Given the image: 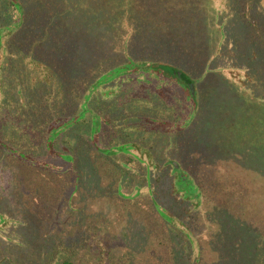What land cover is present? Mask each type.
<instances>
[{"label":"trees","instance_id":"obj_1","mask_svg":"<svg viewBox=\"0 0 264 264\" xmlns=\"http://www.w3.org/2000/svg\"><path fill=\"white\" fill-rule=\"evenodd\" d=\"M86 1L102 7L77 31L71 16L65 17L69 25L57 19L76 6L72 0H0V195L19 176L14 165L53 176L72 174L76 183L70 196L77 194L80 170L87 167L95 183L89 194L106 196L105 189L131 204L150 200L157 230L149 236L148 251L154 258L199 264L196 229L208 199L201 178L207 177L202 170L206 159L204 151L187 143L201 110L197 80L175 63L154 58L153 45L133 53L135 31L143 28L136 20L167 18L155 9L161 6L157 1ZM255 1L239 0L229 15L257 31L260 38H254L264 46ZM77 7L82 9L81 3ZM101 23L114 28L111 45L102 53L84 40ZM241 80L245 101L264 104L255 96L249 101L253 82L247 76ZM175 87L183 94L181 101L171 97ZM104 178L108 187L102 185ZM10 220L20 224L0 212V226ZM93 240L100 262H106V240L99 234ZM10 256L7 264H22L16 254ZM59 264L76 263L62 259Z\"/></svg>","mask_w":264,"mask_h":264},{"label":"rangeland","instance_id":"obj_2","mask_svg":"<svg viewBox=\"0 0 264 264\" xmlns=\"http://www.w3.org/2000/svg\"><path fill=\"white\" fill-rule=\"evenodd\" d=\"M72 1L76 6L63 10L57 19L61 23L71 16L72 29L81 31L102 6ZM79 1L84 10L77 7ZM154 1L161 4L155 9L165 11L167 18L136 20L143 28L135 31L133 53L153 45L154 58L175 63L197 80L201 110L187 143L204 151L206 159L202 170L207 177L201 178L208 199L196 229L202 246L199 264H264V104L247 103L238 86L247 76L253 82L249 101L264 98V46L254 38H260L257 31L230 17L239 0ZM253 12L264 36V0L255 1ZM65 23L69 25L66 18ZM94 29L98 31L86 32L84 40L102 53L111 45L114 28L101 23ZM155 42L161 47L156 48ZM182 96L180 88L171 90L176 101ZM14 168L19 176L7 186V194L0 195V212L20 224L10 220L0 226L3 264L11 254L22 264H44L47 259L54 264L62 259L76 264H167L148 251L149 236L157 230L149 199L131 204L105 189L106 196L89 194L95 183L87 167L80 170L79 190L73 196L72 174L53 176L29 172L21 165ZM102 185L109 186L107 178ZM94 234L109 248L104 263Z\"/></svg>","mask_w":264,"mask_h":264}]
</instances>
